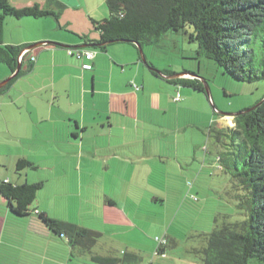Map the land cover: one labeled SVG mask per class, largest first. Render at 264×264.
I'll return each mask as SVG.
<instances>
[{
  "label": "crops",
  "instance_id": "0c3cea01",
  "mask_svg": "<svg viewBox=\"0 0 264 264\" xmlns=\"http://www.w3.org/2000/svg\"><path fill=\"white\" fill-rule=\"evenodd\" d=\"M9 2L18 9L39 5L51 11L58 10L50 6L48 0ZM104 2L100 1L88 10L84 17L86 24L83 22L79 27L81 31L75 29L74 32L98 39L99 34L91 29L90 23L91 20L102 21L108 18ZM53 19L7 18L2 44L29 47L53 41L68 44L69 49L85 44L79 35H76L74 41L59 34L60 28ZM132 49L125 46H110L105 51L92 49L95 51L94 59L85 63H91L93 68L85 70L83 62L69 55L67 48L41 46L28 51L23 57V68L31 66L30 70L14 82H9L4 86L6 89L0 92V182L8 180L13 185H21L42 181L45 189V184L50 181L56 184L53 192L46 190V195L50 194L55 200L53 206L38 204L31 208L34 211L29 216L21 219L12 217L8 200L0 195V264H83L81 260L71 257V249L67 254H60L57 245L59 241L67 245L66 239L54 235L39 221L36 213L45 212L50 217L52 210L55 216L65 213L68 203L62 206L63 203L58 202V199L69 198L77 192L82 196V184L101 179L106 182L109 175L129 184L147 182L149 175H152L147 170L152 166L150 162L156 157L170 159L169 148L163 151L147 144L139 146L137 143L138 136L142 134L139 123L150 117V113H146L147 107L154 105V108L161 111L165 101L170 98L160 93L163 87L156 82L164 78L154 77L142 68L144 62ZM11 75L8 67L0 63V84ZM133 84L140 88L136 90ZM167 84L175 92L180 91V85ZM186 97L184 103L190 99L189 95ZM177 107L181 109L183 106ZM211 120L214 121V118ZM220 123L221 117L218 125ZM144 134L147 133L143 130ZM20 159L34 163L37 170L33 171H39L45 166L50 175L46 179L41 176L31 177L29 170L17 174L16 164ZM97 166L105 174L101 179L94 176L95 171H92ZM118 167L121 169L115 170ZM132 167L133 173L129 174L128 168ZM75 171L79 173L76 189L71 177ZM127 171L128 174H125ZM138 199V193L134 192L131 185L117 195L104 192L102 198L98 196L100 209L116 208L127 221L138 213ZM153 200L163 202L159 196ZM42 237L47 238L44 244ZM93 251L99 255L119 256L113 251L105 254L99 252L97 247ZM125 252L141 256L136 251H122L120 254Z\"/></svg>",
  "mask_w": 264,
  "mask_h": 264
},
{
  "label": "rangeland",
  "instance_id": "374dc122",
  "mask_svg": "<svg viewBox=\"0 0 264 264\" xmlns=\"http://www.w3.org/2000/svg\"><path fill=\"white\" fill-rule=\"evenodd\" d=\"M60 1L68 6L61 11L59 21L53 20L61 27L58 29L59 34L75 41L76 35L80 34L74 31L79 30L83 22L86 24V12L105 0ZM105 9L108 12L106 3ZM113 46L132 49L128 43ZM132 50L138 54L136 49ZM143 52L147 62L152 63L157 70L175 74L192 73L203 78L206 83L201 82L205 89H209L210 98L204 93L181 86L183 102H175L173 96L178 90L175 92L164 80L157 79L156 82L163 87L160 93L170 98L167 101H170V105L165 101V111H158L154 105L153 108L147 107L146 113H150V117L139 123L142 134L138 136L137 143L163 151L169 148L170 159L156 157L150 162L152 166L147 168L152 172L147 182L131 184L110 175L105 182L101 179L105 174L99 171L98 166L94 167V176L100 177L101 181L82 184V196L77 192L69 198L58 199V202L63 203L62 206L68 203L66 212L55 216L52 210L51 215L53 218L59 217L58 220L66 219L68 221H62L103 233L104 238L97 250L104 254L113 251L123 256L120 254L122 251H136L142 256V264H202V250L207 244V236L224 222L234 223L244 219L237 208L238 192L235 184L228 173L220 170L218 156L224 151L223 146L211 136L210 129L234 127L232 115L254 106L264 97V81L244 83L233 79L216 63L199 55L197 44L183 33L170 32L157 45L143 47ZM142 68L148 70L144 63ZM186 95L190 99L184 103ZM177 106L183 107L178 109ZM222 115H231L233 122L221 119L222 123L218 125ZM143 130L147 134L143 135ZM44 167L39 171L29 170L30 176L46 179L50 172ZM128 171L129 174L133 173V167L128 168ZM78 174L75 171L71 176L75 189ZM30 180L33 181L32 178ZM130 185L139 198V211L133 219L127 221L116 208H99L101 201H98V196L102 198L104 192L117 195ZM45 186L47 189L43 188L39 192L31 208L38 204L53 206L55 200L50 194L46 195V190L53 192L56 184L50 181ZM158 196L163 202H154L153 198ZM12 224L16 227L14 221ZM45 239L41 238L43 244L47 241ZM163 240L170 241L166 256L157 254V248ZM57 248L62 255L70 251L64 241H59ZM77 256L75 259L81 260L83 264H96L91 262L89 254Z\"/></svg>",
  "mask_w": 264,
  "mask_h": 264
},
{
  "label": "trees",
  "instance_id": "16d2710c",
  "mask_svg": "<svg viewBox=\"0 0 264 264\" xmlns=\"http://www.w3.org/2000/svg\"><path fill=\"white\" fill-rule=\"evenodd\" d=\"M105 3L108 18L90 23L99 38L79 36L85 43L100 45L95 49L105 51L110 46L128 43L140 56L138 45H157L170 32L183 33L197 44L199 55L216 63L233 79L244 83L264 81V0H105ZM48 4L55 6L57 12L39 5L18 9L9 0H0V63L12 74L18 68L21 52L28 46L2 44L6 19L53 17L59 21L65 5L59 0H48ZM23 61L24 58L19 73L10 83L30 70L31 66L23 68ZM144 64L151 75L160 78L152 63L146 60ZM164 81L206 94L205 85L197 78ZM210 133L223 146L224 151L218 156L220 170L228 173L235 184L237 208L244 219L224 222L207 236L202 264H264V97L234 115V127H211ZM25 170H37V166L20 159L16 173ZM43 187L42 181L21 185L0 182V195L8 200L12 217L21 219L34 211L31 206ZM36 214L54 235L66 239L74 259L79 254H89L96 264H142L141 256L134 252H125L123 256L93 253L102 239L101 232L52 218L45 212ZM167 241L164 246L159 244L158 255L166 253L170 244Z\"/></svg>",
  "mask_w": 264,
  "mask_h": 264
},
{
  "label": "water",
  "instance_id": "95a60500",
  "mask_svg": "<svg viewBox=\"0 0 264 264\" xmlns=\"http://www.w3.org/2000/svg\"><path fill=\"white\" fill-rule=\"evenodd\" d=\"M46 45H55V46H59V47H61V48H68L69 46H67V45H64V44H60V43H56V42H52V41H45V42H40V43H36V44H33V45H31V46H29L28 48H26V49H24L22 52H21V54H20V56L22 55V53H24V52H28V51H30V50H33V49H35V48H38V47H41V46H46ZM100 45L99 44H91V43H85V44H83V45H81V46H78L79 48H91V49H95V48H97V47H99ZM138 49H139V53H140V59H141V61L142 62H144V61H146V58H145V56H144V52H143V47L142 46H140V45H138ZM20 56H19V58H20ZM18 62H19V65H18V68H17V70L15 71V73L14 74H12L11 75V77H9L8 79H6L4 82H2L1 84H0V89L1 88H3L5 85H7L18 73H19V71H20V69H21V65H20V61H19V59H18ZM156 72H157V74L160 76V77H162V78H164V79H166V80H175V79H180V78H188V77H196L197 79H199L200 81L202 80V81H204L205 82V80L203 79V78H201L200 76H198L197 74H192V73H182V74H176V75H172V76H167V75H164L160 70H155ZM206 83V82H205ZM206 91H205V93L207 94V96L209 97L210 96V91H209V89L207 88V89H205ZM210 98V97H209ZM237 114V113H236ZM236 114H233L232 116H234V115H236ZM223 116V115H222Z\"/></svg>",
  "mask_w": 264,
  "mask_h": 264
},
{
  "label": "built area",
  "instance_id": "2783aa9c",
  "mask_svg": "<svg viewBox=\"0 0 264 264\" xmlns=\"http://www.w3.org/2000/svg\"><path fill=\"white\" fill-rule=\"evenodd\" d=\"M26 54V52L22 53V55L19 58V61L22 62L24 55ZM68 54L71 56L76 57V59L80 60L83 62V69L85 70H91L93 68L91 63H85L86 61L90 62L94 59L95 56V51L89 48H75V49H68ZM134 88L136 90L139 89V87L136 84H133ZM174 101L175 102H181L182 101V96L180 91L178 90L174 96ZM227 117V116H226ZM226 117H221L222 120H224V118ZM8 182V180L6 181ZM160 244L165 245L166 244V240L161 241ZM158 254V253H157ZM164 256H166L165 254H162Z\"/></svg>",
  "mask_w": 264,
  "mask_h": 264
},
{
  "label": "bare ground",
  "instance_id": "6f19581e",
  "mask_svg": "<svg viewBox=\"0 0 264 264\" xmlns=\"http://www.w3.org/2000/svg\"><path fill=\"white\" fill-rule=\"evenodd\" d=\"M226 120H228L229 122H233V118L231 116H227L226 118H224Z\"/></svg>",
  "mask_w": 264,
  "mask_h": 264
},
{
  "label": "clouds",
  "instance_id": "9594fccd",
  "mask_svg": "<svg viewBox=\"0 0 264 264\" xmlns=\"http://www.w3.org/2000/svg\"><path fill=\"white\" fill-rule=\"evenodd\" d=\"M225 116H229V115H225ZM224 115L222 117H225ZM231 116V115H230Z\"/></svg>",
  "mask_w": 264,
  "mask_h": 264
}]
</instances>
